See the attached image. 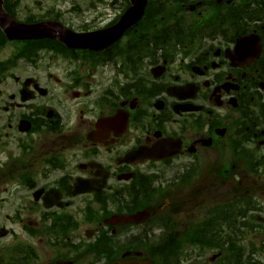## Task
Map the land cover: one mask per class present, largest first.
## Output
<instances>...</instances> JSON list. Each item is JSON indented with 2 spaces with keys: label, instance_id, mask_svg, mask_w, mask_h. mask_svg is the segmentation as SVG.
I'll return each mask as SVG.
<instances>
[{
  "label": "flooded vegetation",
  "instance_id": "obj_1",
  "mask_svg": "<svg viewBox=\"0 0 264 264\" xmlns=\"http://www.w3.org/2000/svg\"><path fill=\"white\" fill-rule=\"evenodd\" d=\"M3 1L81 36L131 8ZM261 4L146 0L97 49L0 36V264H264Z\"/></svg>",
  "mask_w": 264,
  "mask_h": 264
},
{
  "label": "water",
  "instance_id": "obj_2",
  "mask_svg": "<svg viewBox=\"0 0 264 264\" xmlns=\"http://www.w3.org/2000/svg\"><path fill=\"white\" fill-rule=\"evenodd\" d=\"M133 7L126 13V15L122 18L120 24L117 28L125 29L131 24H133L135 21H137L141 15V12L143 10L144 6V0H130ZM1 24V20H0ZM15 35H18L19 37H32L35 38V33L38 34L37 27H24V26H13Z\"/></svg>",
  "mask_w": 264,
  "mask_h": 264
},
{
  "label": "bare ground",
  "instance_id": "obj_3",
  "mask_svg": "<svg viewBox=\"0 0 264 264\" xmlns=\"http://www.w3.org/2000/svg\"><path fill=\"white\" fill-rule=\"evenodd\" d=\"M257 14L260 16L261 14H264V4H261V6L259 7V10L257 12Z\"/></svg>",
  "mask_w": 264,
  "mask_h": 264
},
{
  "label": "rangeland",
  "instance_id": "obj_4",
  "mask_svg": "<svg viewBox=\"0 0 264 264\" xmlns=\"http://www.w3.org/2000/svg\"><path fill=\"white\" fill-rule=\"evenodd\" d=\"M29 3H31V2H29ZM53 4H54V2L51 1V0H46V1H45V5H46V6H48V5L50 6V5H53Z\"/></svg>",
  "mask_w": 264,
  "mask_h": 264
}]
</instances>
